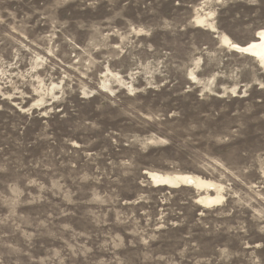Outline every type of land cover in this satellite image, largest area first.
I'll return each instance as SVG.
<instances>
[{
    "label": "rangeland",
    "instance_id": "obj_1",
    "mask_svg": "<svg viewBox=\"0 0 264 264\" xmlns=\"http://www.w3.org/2000/svg\"><path fill=\"white\" fill-rule=\"evenodd\" d=\"M263 28L264 0H0V264H264V65L222 42Z\"/></svg>",
    "mask_w": 264,
    "mask_h": 264
},
{
    "label": "bare ground",
    "instance_id": "obj_2",
    "mask_svg": "<svg viewBox=\"0 0 264 264\" xmlns=\"http://www.w3.org/2000/svg\"><path fill=\"white\" fill-rule=\"evenodd\" d=\"M208 20V19H207ZM206 20L198 19L197 23L204 24ZM207 25V24H206ZM212 32H215L214 28L208 24ZM254 41L249 42L245 46H238L229 41L227 38H223L222 42L225 46L236 53L246 54L253 57L259 64L264 65V28L258 30L254 35ZM149 175L148 180L156 185H164L170 188H176L179 186H191L197 190H204L205 195L197 199V202H202L204 205H217L224 200V197L216 192L214 196H210L208 192L217 191L215 184L208 181L200 180L190 175H163L157 173L146 172ZM220 188V186H219Z\"/></svg>",
    "mask_w": 264,
    "mask_h": 264
},
{
    "label": "water",
    "instance_id": "obj_3",
    "mask_svg": "<svg viewBox=\"0 0 264 264\" xmlns=\"http://www.w3.org/2000/svg\"><path fill=\"white\" fill-rule=\"evenodd\" d=\"M216 37V36H215ZM145 175L147 176V178H149V175L147 173H145Z\"/></svg>",
    "mask_w": 264,
    "mask_h": 264
}]
</instances>
